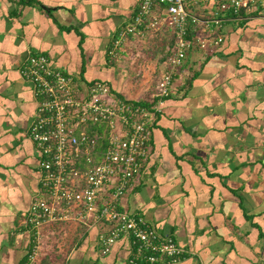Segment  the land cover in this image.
<instances>
[{
    "label": "crops",
    "instance_id": "obj_1",
    "mask_svg": "<svg viewBox=\"0 0 264 264\" xmlns=\"http://www.w3.org/2000/svg\"><path fill=\"white\" fill-rule=\"evenodd\" d=\"M140 1L0 0V264H22L31 249L26 216L40 189L30 135L38 99L21 66L44 52L80 84L106 79L128 98L153 101L171 32L131 36L111 53ZM257 12L227 20L214 52L186 56L158 101L142 174L120 199L186 249L166 264H264V13ZM108 228L94 215L46 224L33 264L46 256L47 264H129L127 235L103 252L99 234Z\"/></svg>",
    "mask_w": 264,
    "mask_h": 264
},
{
    "label": "built area",
    "instance_id": "obj_2",
    "mask_svg": "<svg viewBox=\"0 0 264 264\" xmlns=\"http://www.w3.org/2000/svg\"><path fill=\"white\" fill-rule=\"evenodd\" d=\"M264 0H141L113 41L112 54L131 36L169 30L167 64L154 103L128 98L106 79L87 85L58 68L50 55L36 52L20 70L38 99L30 135L40 154V189L27 213L32 247L23 264L39 255L42 228L49 223L87 222L94 215L109 223L99 234L103 252L123 235L130 237L129 264H166L186 249L161 234L142 214L120 206V199L142 174L149 155L158 101L169 96L174 77L195 48L214 52L224 41V23L251 17ZM93 127H100L94 130ZM100 143L105 144L103 150Z\"/></svg>",
    "mask_w": 264,
    "mask_h": 264
},
{
    "label": "trees",
    "instance_id": "obj_3",
    "mask_svg": "<svg viewBox=\"0 0 264 264\" xmlns=\"http://www.w3.org/2000/svg\"><path fill=\"white\" fill-rule=\"evenodd\" d=\"M257 11H260V8L257 9V10H255V11H253L252 13L257 15V14L259 13V12H257ZM141 101H143L146 105H151V104L154 103V101H146V100H143V99H142ZM98 128L100 129V127H93L94 130H97ZM104 148H105V144H104V143H100V145H99V149H100V150H103ZM26 257H27V255H26ZM26 257L23 259L22 264H23L24 260L26 259ZM53 259L56 260V257L53 258ZM47 260L50 261V262L52 263V261L50 260L49 256H46V257L40 262V264H47Z\"/></svg>",
    "mask_w": 264,
    "mask_h": 264
},
{
    "label": "rangeland",
    "instance_id": "obj_4",
    "mask_svg": "<svg viewBox=\"0 0 264 264\" xmlns=\"http://www.w3.org/2000/svg\"><path fill=\"white\" fill-rule=\"evenodd\" d=\"M261 6H262V8L260 9V12H262V13H264V2L261 4ZM151 33V32H150ZM147 34H149V33H147ZM147 34H145V35H147ZM145 35H143V36H145ZM136 37H138V36H136ZM138 38H141V36H139ZM145 46H142L139 50H141V49H143ZM164 47H165V45L164 44H162V45H160L159 46V50L161 51V52H163L164 51ZM123 49H121V51H122ZM77 222H79V221H77Z\"/></svg>",
    "mask_w": 264,
    "mask_h": 264
}]
</instances>
